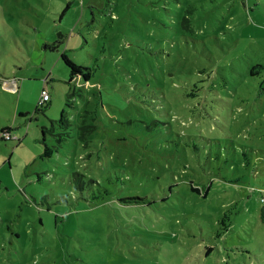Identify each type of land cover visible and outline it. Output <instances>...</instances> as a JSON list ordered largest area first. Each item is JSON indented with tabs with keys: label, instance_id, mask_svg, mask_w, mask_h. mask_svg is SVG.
Listing matches in <instances>:
<instances>
[{
	"label": "rangeland",
	"instance_id": "374dc122",
	"mask_svg": "<svg viewBox=\"0 0 264 264\" xmlns=\"http://www.w3.org/2000/svg\"><path fill=\"white\" fill-rule=\"evenodd\" d=\"M2 127L0 264H264V0H0Z\"/></svg>",
	"mask_w": 264,
	"mask_h": 264
},
{
	"label": "trees",
	"instance_id": "16d2710c",
	"mask_svg": "<svg viewBox=\"0 0 264 264\" xmlns=\"http://www.w3.org/2000/svg\"><path fill=\"white\" fill-rule=\"evenodd\" d=\"M188 21L187 18L183 17V22ZM61 59L64 61V63L67 65V67L69 68V75L70 78L74 77L75 75H81L84 77L85 80H87L89 78L90 75V68L89 67H85V66H81L77 63H75L73 60H71L64 52H61L60 54ZM45 89V88H42ZM47 91V90H46ZM48 92V91H47ZM69 96V95H68ZM49 93H48V98L46 99V101L49 99ZM43 104H39V106H41ZM41 110L40 108H35V111L37 110ZM56 122H58L63 129H65V131H61L58 133H55L54 130L55 128L53 127V125L50 128L47 127H42L41 132L43 134V139L41 140L42 143H44V145L47 147L48 145L46 144L45 140H44V135L45 132H49L52 135H56L58 137H56L57 141L60 142L61 139H64L65 135H68L69 132L67 131L68 126L70 125L69 119L67 118V116L65 114H61V117L59 118V120H57ZM93 125L91 124H85L82 123L80 125L81 128V132L79 133V137L83 140V141H87L88 140V135L89 133L92 131L93 129ZM0 139L2 140H11V139H17L18 138L12 134L11 132V128L9 127H2L0 129ZM80 178V180L78 181L77 179ZM75 180L78 184V186L80 188L83 187V185L86 183V181H94L92 178H89L85 175H83L82 173L79 172H75ZM190 190H192L195 193H200V189L201 187L199 186L198 183L195 182H191L190 184ZM209 189V185L208 187H204V189L201 192V196L205 197L207 195ZM263 193L264 191L260 194V200L262 202H264L263 200ZM118 200H124V202H128L130 203V201H142V197L141 196H126V197H118ZM143 202V201H142ZM259 217L260 220L264 222V207H261L260 211H259Z\"/></svg>",
	"mask_w": 264,
	"mask_h": 264
},
{
	"label": "built area",
	"instance_id": "2783aa9c",
	"mask_svg": "<svg viewBox=\"0 0 264 264\" xmlns=\"http://www.w3.org/2000/svg\"><path fill=\"white\" fill-rule=\"evenodd\" d=\"M47 98H48V92L46 91V89H41L38 103L42 104L44 101H46ZM263 200H264V193H263Z\"/></svg>",
	"mask_w": 264,
	"mask_h": 264
}]
</instances>
